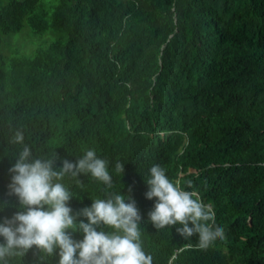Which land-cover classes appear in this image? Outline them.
I'll return each mask as SVG.
<instances>
[{
	"label": "trees",
	"instance_id": "trees-1",
	"mask_svg": "<svg viewBox=\"0 0 264 264\" xmlns=\"http://www.w3.org/2000/svg\"><path fill=\"white\" fill-rule=\"evenodd\" d=\"M25 24L63 35L31 54L0 53V222L21 210L8 194L19 130L32 158L57 169L88 149L107 161L111 188L64 177L69 206L134 200L153 264H264V0H0V36ZM156 164L212 207L224 240L201 250L182 225L154 227L156 198L145 194ZM8 264L58 256L34 247Z\"/></svg>",
	"mask_w": 264,
	"mask_h": 264
},
{
	"label": "clouds",
	"instance_id": "clouds-1",
	"mask_svg": "<svg viewBox=\"0 0 264 264\" xmlns=\"http://www.w3.org/2000/svg\"><path fill=\"white\" fill-rule=\"evenodd\" d=\"M11 142L24 145L9 168L8 184V194L18 198L21 210L0 222V264L22 257L34 247L47 256H58V264H153L152 256L142 247V217L134 200L126 203L125 196L118 193L92 200L91 206L77 213L69 206L73 195L62 182L68 174H90L108 188L113 185L108 162L95 150H86L76 162L64 159L57 169L53 159L32 158L21 131L14 133ZM116 170L122 172L123 165L117 163ZM146 182V197L156 198L148 213L156 229L182 225L176 231L185 239L198 234L197 247L201 250L225 239L224 229L215 223L212 207L170 181L163 167L151 166ZM81 216L87 222L78 220ZM101 225L113 231L98 230ZM77 231L83 233V239L73 238L72 233ZM175 259L173 255L169 264Z\"/></svg>",
	"mask_w": 264,
	"mask_h": 264
},
{
	"label": "rangeland",
	"instance_id": "rangeland-1",
	"mask_svg": "<svg viewBox=\"0 0 264 264\" xmlns=\"http://www.w3.org/2000/svg\"><path fill=\"white\" fill-rule=\"evenodd\" d=\"M62 35L63 33L56 29H48L44 34H38L32 32L25 24L19 31L1 34L0 53L4 56L31 54L34 49L44 47L49 41Z\"/></svg>",
	"mask_w": 264,
	"mask_h": 264
}]
</instances>
